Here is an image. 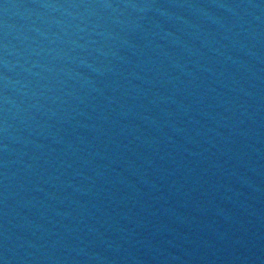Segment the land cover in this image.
<instances>
[{
	"label": "water",
	"instance_id": "water-1",
	"mask_svg": "<svg viewBox=\"0 0 264 264\" xmlns=\"http://www.w3.org/2000/svg\"><path fill=\"white\" fill-rule=\"evenodd\" d=\"M0 264H264V0H0Z\"/></svg>",
	"mask_w": 264,
	"mask_h": 264
}]
</instances>
